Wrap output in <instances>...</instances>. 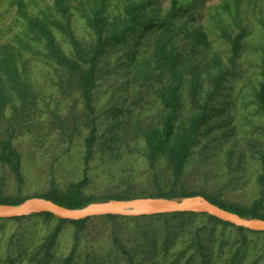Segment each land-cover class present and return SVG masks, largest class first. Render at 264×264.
<instances>
[{"label":"rangeland","instance_id":"rangeland-1","mask_svg":"<svg viewBox=\"0 0 264 264\" xmlns=\"http://www.w3.org/2000/svg\"><path fill=\"white\" fill-rule=\"evenodd\" d=\"M17 1L0 0V45L23 34ZM23 1L30 14L46 10L55 2ZM132 1L141 0H107L104 14L108 23L119 24L123 8ZM178 1L183 6L191 5L178 26L184 27L186 23L191 29H200L208 41L204 45L191 40L195 45L191 49L193 66L198 63L195 73L201 87L198 93L190 92L186 97L183 116L201 109L213 77L223 76L221 88L211 102V118L201 132L181 180L177 184L171 182L169 165L158 161L160 185L165 190L173 186L177 192L185 189L204 193L238 207H249L262 198L264 212V110L257 99L264 53V0ZM172 2L153 0L152 7L164 15ZM67 3L76 34L89 38L87 16L100 8V0H67ZM180 33L187 38L185 32ZM56 34L67 51L70 45L60 33ZM237 37L241 38L234 55L233 39ZM126 49L125 44L119 51L111 48L102 58L103 73L94 89V116L100 139L88 165L90 180L84 192L96 197L144 192L159 186L153 180L154 170L147 160L141 134L159 123L163 110L152 89L145 86L144 75L128 72L123 63ZM37 56L24 53L19 63L31 82L33 103L25 105L16 99L8 102L4 110V121L8 123L10 119L14 123L8 131L22 154L24 180L20 183L0 161V198L45 195L54 189H65L84 177L88 112L79 92L62 83L58 71L42 54ZM109 127H114L113 131ZM69 135H74V142L69 141ZM114 223L128 227L131 233L146 230L151 237L157 236L161 229L153 219L89 220L80 232L83 242L79 264L86 260L90 261L88 264L127 263L125 254L117 251L108 238ZM57 224L56 219L39 215L0 220V264H32L29 258L19 257L21 249H35ZM78 228L72 222L62 224V232L52 249L55 256L43 264H57L70 253ZM141 252L142 247L137 246L136 259L141 257ZM143 262L153 264L150 258Z\"/></svg>","mask_w":264,"mask_h":264},{"label":"trees","instance_id":"trees-1","mask_svg":"<svg viewBox=\"0 0 264 264\" xmlns=\"http://www.w3.org/2000/svg\"><path fill=\"white\" fill-rule=\"evenodd\" d=\"M100 3V8L87 16L90 37L85 39L79 37L73 28V14L67 0H55L48 9L39 10L35 14L27 11L23 0L17 1L20 19L23 20V34L0 45V161L9 167L20 183L24 180L22 154L8 131L14 123L10 119L8 123L4 121V110L8 102H14L16 99H21L25 105L33 103L31 82L20 70L19 63L24 53H29L33 58H38L39 53L58 71L63 84L71 85L79 92L88 112L89 131L85 137L84 177L72 182L65 189H54L48 194L35 196L51 199L69 208H79L109 198L184 197L202 194L219 206L242 216L264 219L262 198L249 207H238L204 193L187 192L185 189L177 192L173 186L170 190H165L160 185L158 161L169 165L171 182L177 184L181 180L200 140L201 132L211 118V102L222 85L223 75L214 76L213 85L206 93L201 109L183 116L186 97L190 92L195 95L201 87L199 77L195 73L198 63L193 66L194 55L191 49L195 48V45L191 40L204 45L208 43L206 34L200 29H191L186 23L184 27L178 26L179 20L186 16L191 5L183 6L178 0H173L170 9L160 15L152 7L153 0L132 1L123 8L121 22L109 24L104 14L107 0H100ZM181 30L187 38L180 36ZM57 32L70 45L67 51L59 41ZM240 38L233 39L234 55L238 52ZM123 44L127 45L126 60L123 63L128 72L144 75L145 86L152 89L163 110L159 123L147 127L141 134L145 142L147 160L154 170L153 180L159 183V186L144 192L127 191L125 194L96 197L84 192L90 180L88 165L100 139V129L94 116V89L103 73L102 58L111 48L119 51ZM257 99L264 110V53L262 80L257 90ZM114 127L109 129L113 131ZM113 133L117 135L116 132ZM69 137V141L74 142V135ZM26 198L29 197L0 198V203L15 204ZM34 215L56 219L58 224L35 249H21L19 257L29 258L32 264H43L55 256L52 249L57 244L62 224L65 222H72L79 228L70 253L57 264H79L80 246L83 242L80 232L84 231L87 221L98 218L113 221L153 219L159 222L161 229L154 237L149 236L143 229L133 230L131 233L128 227L118 223L111 225L108 238L117 251L125 254L126 264H143L145 258H150L153 264H264V231L239 227L207 213L176 212L144 216L108 214L77 220L61 218L50 212ZM25 217L28 216L0 220ZM137 246L142 247V252L141 257L136 259ZM89 262L86 260L83 264Z\"/></svg>","mask_w":264,"mask_h":264},{"label":"water","instance_id":"water-1","mask_svg":"<svg viewBox=\"0 0 264 264\" xmlns=\"http://www.w3.org/2000/svg\"><path fill=\"white\" fill-rule=\"evenodd\" d=\"M41 212H50L55 216L71 220L108 214L144 216L176 212H197L207 213L249 230L264 231L263 218L242 216L219 206L202 194L184 197L140 196L128 199L109 198L91 202L79 208H69L40 196H32L15 204L0 203V218L30 216Z\"/></svg>","mask_w":264,"mask_h":264}]
</instances>
